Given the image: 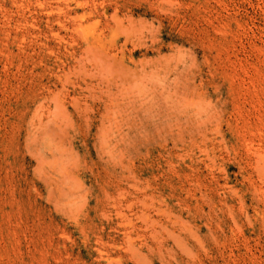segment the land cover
<instances>
[{"label":"rangeland","instance_id":"obj_1","mask_svg":"<svg viewBox=\"0 0 264 264\" xmlns=\"http://www.w3.org/2000/svg\"><path fill=\"white\" fill-rule=\"evenodd\" d=\"M0 264H264V0H0Z\"/></svg>","mask_w":264,"mask_h":264},{"label":"bare ground","instance_id":"obj_2","mask_svg":"<svg viewBox=\"0 0 264 264\" xmlns=\"http://www.w3.org/2000/svg\"><path fill=\"white\" fill-rule=\"evenodd\" d=\"M155 233V232H154Z\"/></svg>","mask_w":264,"mask_h":264}]
</instances>
